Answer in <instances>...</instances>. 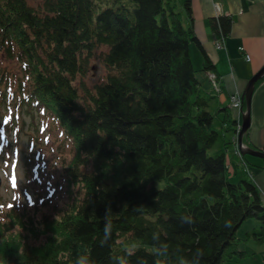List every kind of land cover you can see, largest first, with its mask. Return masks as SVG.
I'll return each instance as SVG.
<instances>
[{
	"label": "trees",
	"instance_id": "trees-1",
	"mask_svg": "<svg viewBox=\"0 0 264 264\" xmlns=\"http://www.w3.org/2000/svg\"><path fill=\"white\" fill-rule=\"evenodd\" d=\"M181 4L187 25L178 0H0L1 106L49 113L75 149L62 208L0 205V264H72L79 252L113 264L128 247L139 249L131 264H154V231L182 249L177 264L197 247L201 264H231L251 252L247 238L264 243V202L239 160L231 180L229 145L238 154L226 135L238 121L217 99L220 77L219 92L202 85L198 71L208 76L215 65L193 29L192 0ZM209 21L228 36L229 15ZM95 56L107 74L87 86L82 76ZM3 57L16 60L19 74L9 76ZM8 79L14 96L2 86ZM109 208L113 236L100 247Z\"/></svg>",
	"mask_w": 264,
	"mask_h": 264
},
{
	"label": "rangeland",
	"instance_id": "rangeland-1",
	"mask_svg": "<svg viewBox=\"0 0 264 264\" xmlns=\"http://www.w3.org/2000/svg\"><path fill=\"white\" fill-rule=\"evenodd\" d=\"M216 12V15H218L219 12ZM213 42L215 46L216 44L218 46L219 40L216 34ZM191 46V57L194 67L199 68L201 65L195 63V57L192 51L196 50L198 53L200 51L195 43L192 42ZM217 48H221V46ZM1 64L10 70V77L19 74V64L15 59L3 57ZM106 74L107 68L104 66L101 57L95 56L90 59L88 69L82 76V79L87 86H92L95 82L104 79ZM203 75V71H198V76L203 77ZM215 75L218 81V76L220 77V75L218 73H215ZM208 79L213 87L211 77L208 76ZM218 84L219 86H215L214 89L217 88L216 90H218L219 88V91H221V84ZM3 85L7 88L8 94L9 92L13 96L14 93L16 94V84L11 79L2 82ZM211 86L208 85L207 89H211ZM233 92L235 91L229 92L228 97ZM237 92L240 94V90H237ZM14 104L16 107L13 105L5 107L0 104V205L3 207L15 205L18 208L38 206L36 208L42 212H54L56 209L62 208L69 199L68 188L70 186L67 183L68 175L66 170L75 153L73 143L69 138L64 136L62 129L52 119L49 113L39 112L35 108L30 113L27 112L28 110L20 113L19 108L21 106L18 107L16 101ZM228 104H230V100H228ZM233 110L235 114L239 115L241 122V111L239 114L237 108L233 107ZM14 111L18 114L15 117L17 121L12 119ZM21 117L24 121L23 123L20 120ZM238 133V130L235 129L233 133H229L226 137L234 141L237 140L236 136L238 137ZM220 143L221 140H218L216 146ZM244 144H246L245 140ZM229 148L231 159L233 156L232 146L229 145ZM236 158L239 160L241 169L248 175H252L251 169L254 168L250 160H263L252 155H247V160L245 161L238 156ZM232 163L237 167L234 161ZM230 164L231 161L228 162L229 166ZM236 179L237 174L235 176L231 175V180ZM243 225L239 227L240 229L238 228L242 237L245 236L246 232V225ZM246 246L251 252L249 251L250 253L248 255L233 261L231 264H262L264 243H257L252 238H247ZM253 249L256 251H254L256 254L252 253ZM257 253H260V255Z\"/></svg>",
	"mask_w": 264,
	"mask_h": 264
},
{
	"label": "crops",
	"instance_id": "crops-1",
	"mask_svg": "<svg viewBox=\"0 0 264 264\" xmlns=\"http://www.w3.org/2000/svg\"><path fill=\"white\" fill-rule=\"evenodd\" d=\"M216 4H218L219 14H226L232 18L230 33L224 38V45L221 48L214 45L215 32L209 21L213 15L217 14ZM177 7L182 12L183 21L187 25L189 22L185 18L181 0H178ZM192 12L193 29L212 59L215 65L214 70L220 75L223 91L217 94V99L220 103L228 105V93L237 92V90L242 93L246 81L264 64V0H192ZM192 52L195 63L201 64L199 53L196 50ZM200 79L204 88L210 85L207 73H204ZM235 118H238L237 121L240 123L238 114H235ZM244 140L249 146L264 148V78L256 84L252 94L251 124ZM230 161L233 173L240 166L235 156H232ZM250 161L254 166L251 169L252 178L264 202L262 160ZM254 251L253 249V254L256 252ZM257 254L260 255V253ZM262 264H264V257Z\"/></svg>",
	"mask_w": 264,
	"mask_h": 264
},
{
	"label": "clouds",
	"instance_id": "clouds-1",
	"mask_svg": "<svg viewBox=\"0 0 264 264\" xmlns=\"http://www.w3.org/2000/svg\"><path fill=\"white\" fill-rule=\"evenodd\" d=\"M104 227L103 234L99 238V246L105 247L112 240L113 236V221L110 217V208L106 210L103 217ZM179 220L182 224L192 225L194 219L191 215H181ZM226 227L230 224L226 223ZM151 255L157 259L154 260V264H177V257L182 256V249L173 248L171 244L167 242L159 231H154L151 235ZM139 249L135 247H128L122 250V253L112 257L113 264H131L130 258L135 256ZM204 256V250L200 247L191 251L190 255L183 257V264H201V260ZM72 264H95V260L92 258L90 252H79L72 260ZM136 264H148L147 259L140 257Z\"/></svg>",
	"mask_w": 264,
	"mask_h": 264
},
{
	"label": "water",
	"instance_id": "water-1",
	"mask_svg": "<svg viewBox=\"0 0 264 264\" xmlns=\"http://www.w3.org/2000/svg\"><path fill=\"white\" fill-rule=\"evenodd\" d=\"M264 78V64L246 81L242 90L241 129L238 133V144L243 155H252L264 159V149L244 144L243 137L251 124V99L256 83Z\"/></svg>",
	"mask_w": 264,
	"mask_h": 264
},
{
	"label": "built area",
	"instance_id": "built-area-1",
	"mask_svg": "<svg viewBox=\"0 0 264 264\" xmlns=\"http://www.w3.org/2000/svg\"><path fill=\"white\" fill-rule=\"evenodd\" d=\"M216 6H218L217 4H216ZM216 36H217V38H218V40H219V42H218V46H222V45H224L223 44V42H224V36L223 35H221V34H216ZM216 46H217V44H216ZM217 46V47H218ZM247 57V56H246ZM208 76L209 77H211V79H212V84H213V88L215 87V86H219V82L217 81V79L215 78L216 77V75H215V73L214 72H209L208 73ZM217 89V88H216ZM215 89V90H216ZM218 90H219V88H218ZM232 95L229 97V100H230V104H231V106H232V108L233 107H235V108H237L238 110H239V114H240V111H241V109H242V97H241V95L238 93V92H233V93H231ZM236 129L237 130H239L240 129V124L238 123L237 124V127H236ZM234 143H235V152L240 156V152H239V150H238V146H237V143H236V140H234Z\"/></svg>",
	"mask_w": 264,
	"mask_h": 264
},
{
	"label": "bare ground",
	"instance_id": "bare-ground-1",
	"mask_svg": "<svg viewBox=\"0 0 264 264\" xmlns=\"http://www.w3.org/2000/svg\"><path fill=\"white\" fill-rule=\"evenodd\" d=\"M218 5V4H217ZM215 8H216V10L218 11V6H215ZM212 87V86H211ZM213 88V87H212ZM214 89V88H213ZM215 90V89H214ZM216 92H219V90H215ZM240 95H241V97H242V94L240 93ZM228 99H229V97H228ZM231 106V105H230ZM232 107V106H231ZM239 123V122H238ZM240 124V126H241V122L239 123ZM240 130V129H239ZM239 130H238V132H239ZM237 132V131H236ZM236 143H237V146H238V150H239V152H240V156H243V154L241 153V151H240V148H239V144H238V137L236 136ZM239 156V155H238Z\"/></svg>",
	"mask_w": 264,
	"mask_h": 264
}]
</instances>
